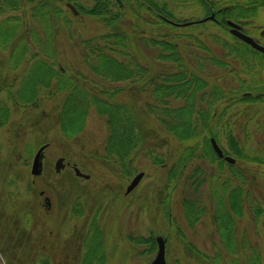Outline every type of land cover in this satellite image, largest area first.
<instances>
[{"label": "rangeland", "instance_id": "374dc122", "mask_svg": "<svg viewBox=\"0 0 264 264\" xmlns=\"http://www.w3.org/2000/svg\"><path fill=\"white\" fill-rule=\"evenodd\" d=\"M66 1L52 0V7L44 9L39 0H21L22 6L14 9L3 8V4L0 7V11H5L0 13V21L20 17L24 23V28L20 26L16 32L18 50L12 48L14 39L0 40V118L4 107L10 109L6 123L1 125L0 120V264H151L157 254V244L152 248L149 240L158 236L167 240L168 264H232L233 256L224 250L213 215L215 204L211 193L215 186L212 181L220 162L196 160L189 165L176 189L167 187V169L183 147L148 107L140 123L143 147L131 160L130 169L123 170L100 157L104 156L107 127L105 119L93 108L86 118L84 131L70 137L59 123L63 96L48 97L42 89V101L37 107L20 104V108L8 99L9 90L20 89L23 77L41 73L38 69L44 68L37 66L36 61L43 60L68 75L81 73L87 79L88 88L97 84L100 91L104 86L123 89L115 99L117 103L131 104V94L135 109L145 112V104L152 103L153 96L138 92L134 82H108L86 66L82 43L111 29L96 17L71 10ZM164 1L171 5L173 11H168L170 15L165 13L173 21L187 23L211 17L202 5L201 11H194L193 0ZM235 1L243 5V1ZM69 2L93 4V0ZM229 5L223 4L219 9ZM199 8L197 5L196 10ZM143 10L112 11L121 15L116 28L133 39L129 47L136 54V61L157 70L174 71L172 61L158 59L162 49L154 46L153 41L171 43L177 47L189 71L205 79L209 87H219L226 99L231 98L220 104L216 112L220 114L227 108L221 122L233 133L243 157L234 154L226 137L227 129L218 128V142L228 156L237 160L236 167L250 175L252 185L247 189L263 208V213L255 219L248 204L244 207V216L233 234L237 261L248 264L249 247L253 246L260 250L261 264H264V55L237 41L231 34L232 28L221 22L212 20L174 26V29L161 23L152 11ZM32 11H57V15L44 24ZM229 21L264 45V6L251 19ZM25 40L27 43H23ZM24 44L29 50L14 68ZM249 92L261 99L239 102ZM183 104V99H174L170 105ZM47 144L43 174L34 177L31 174L34 156ZM149 149L164 156L165 162L154 163ZM59 158H64L69 166L57 173L55 165ZM74 166L90 179L76 176ZM196 166L207 176L196 194L206 212L199 222L190 226L182 199L191 190L186 177ZM223 168L230 177L227 164ZM141 172L145 175L140 184L127 194L128 186ZM46 197L50 199V206ZM93 236L101 245L102 254H93L89 247Z\"/></svg>", "mask_w": 264, "mask_h": 264}, {"label": "trees", "instance_id": "16d2710c", "mask_svg": "<svg viewBox=\"0 0 264 264\" xmlns=\"http://www.w3.org/2000/svg\"><path fill=\"white\" fill-rule=\"evenodd\" d=\"M238 1H243V5L235 0H215L212 3V6L217 10L223 4H230L226 8L215 11L216 18L224 26L228 19L235 21L251 19L256 15L258 8L264 6V0ZM202 2L207 7L210 6V0H202ZM2 4L5 5L3 8L7 9L22 6L21 0H1L0 7ZM4 12L0 11V13ZM79 12L96 17L111 29L105 35L88 39L82 43L84 48L82 55L86 66L103 80L108 82H134L133 84L137 85L136 89L140 90L138 92L150 93L153 96L151 97L152 103L145 104V112L143 109L133 107L134 98L132 94L131 104L115 101L123 89L104 86L100 91L97 89V84H94V87L89 85L88 88L85 85L87 79L81 73L75 76L68 75L62 69H55L43 60L36 61L37 66L44 68L42 70L38 69L41 73L34 75L29 73L23 77L20 89L16 92L9 90L8 99L14 107L20 108V104L37 107V103L40 100L42 101L40 96L42 89L46 90L48 97L53 95L63 96L59 123L65 135L70 137L75 136V134L79 135L84 131L86 118L93 108L99 116L105 119L107 127V136L103 146L104 156L101 155L100 157H103L105 161L116 163L115 166L123 170L130 169L131 160L143 147L144 133H141L140 123H142V117L147 115L146 107H148L152 113L156 114L158 121L167 133L175 137L183 147V151L176 161L167 169V187L173 188V190L176 189L189 165L196 160L202 159L212 164L217 163V161L220 162L217 175L214 176L212 181V185L215 186L212 188L211 193V198L215 204L213 215L215 223L219 227L221 239L226 245V250L229 256H233L231 263L240 264L237 261L239 258L236 255L234 239L236 225L244 216L246 204L253 212L255 219H258L263 213V208L256 203V199L251 196L249 189L248 192L242 189L243 185H252L250 175L241 168H237L236 165L227 164L220 159L210 143L212 137L219 139V133L217 132L219 127L224 130L227 129L221 122L227 108L220 114L216 112L220 104L229 100L226 99V94L219 87H209L205 79L189 71L183 64L177 47L171 43L153 41L154 46L159 45L162 49L157 56L158 59L172 61L175 65L174 71L157 70L151 65L146 66L137 62L135 59L136 54L129 47L133 39L131 40L127 34L116 28V24L121 17L117 12L115 14L112 11ZM56 13L57 11H32V15L41 17L44 24L50 23L53 16L57 15ZM153 13L160 19L161 23L176 29V27L169 25L159 17V15H164L171 18L165 11H153ZM20 26L24 28V23L20 17H9L0 21V40L14 39L12 41L13 50L17 49L15 47V40L18 39L16 32ZM25 32H27L25 33L26 37L28 31ZM25 42L27 43L26 40L23 43ZM22 48L23 50L19 49L21 56L18 57L17 63L14 62V68L18 66L19 60H22L23 54L29 50L27 44H24ZM34 56L36 55L34 54L32 57ZM119 57L124 58V60ZM12 58H14V52ZM96 90L97 93H95ZM174 99H183L184 104L172 107L170 104ZM260 99L254 96L241 97L239 102ZM4 108L2 110L3 115L0 118L1 125L6 123L10 115L9 107ZM225 132L234 154L243 157L239 143L234 138L231 130L227 129ZM148 154L156 164L165 162L164 156H159L152 149L148 150ZM224 164H227L230 169V177L225 175ZM206 179L207 176L200 166H196L186 177L191 190H189L187 196L183 197L182 206L190 226H194L199 222L206 212L203 203L196 195L206 183ZM167 208L169 211L170 202L167 203ZM92 238L93 240L89 241V247L92 249L93 254H102L101 245L96 237L93 236ZM149 241L151 247L154 248L156 246L155 239L152 238ZM247 245L249 246L248 243ZM249 248L251 253L247 258L248 264H261L260 250L253 246Z\"/></svg>", "mask_w": 264, "mask_h": 264}, {"label": "flooded vegetation", "instance_id": "af4514ba", "mask_svg": "<svg viewBox=\"0 0 264 264\" xmlns=\"http://www.w3.org/2000/svg\"><path fill=\"white\" fill-rule=\"evenodd\" d=\"M39 2H40V5L42 6L43 9L46 6L52 7V4H53L52 0H48V1L47 0H39ZM213 2H214L213 0H210V6L207 7V5H205L202 2V0H193L192 9H194V11H201V5L204 6V8L207 9V11H210V15L215 14V20L214 21L217 24L218 23L220 24V21L216 18V12H215L218 10L212 6ZM66 5H67V7H69L73 11H142V9H144L145 11H152V13H153V11H166L167 14H169L168 11H173L169 7V6H171L170 3L169 2L167 3L164 0H163V2H159L157 0H93V4H91V5H89L88 3L82 4V5H80L76 2L70 3L69 0H67ZM197 5L200 6L199 10L198 9L196 10ZM159 17H161L163 20H165V18L171 20L170 18H167L164 15H159ZM196 21L197 20L194 19V20L185 21V22L188 23V22H196ZM228 21L229 20L226 21V24L228 23ZM178 23H181V22H178ZM193 25H196V24H193ZM239 30L240 31L243 30L242 27H240ZM241 32H243V31H241ZM237 41H240V40L237 39ZM44 161H45V156H44ZM223 161L226 162L225 159H223ZM227 163H229L230 165H237V160L234 163H230V162H227ZM67 166H69V163H66V166L64 169H66ZM248 187H249L248 184L243 185L242 189H244V191L248 192V189H247ZM231 189H233V188H231ZM43 194L44 193H41V195H43ZM50 205H51V202H49V206ZM218 229H219V227H218ZM219 232H220V230H219ZM222 243L224 244V250H226L225 243L223 241H222ZM246 247L248 248V245H246ZM226 252H227V250H226Z\"/></svg>", "mask_w": 264, "mask_h": 264}, {"label": "water", "instance_id": "95a60500", "mask_svg": "<svg viewBox=\"0 0 264 264\" xmlns=\"http://www.w3.org/2000/svg\"><path fill=\"white\" fill-rule=\"evenodd\" d=\"M210 19H214V15H212L211 17H208L206 19H203L201 22H205L208 21ZM174 24V23H172ZM193 23H186L183 25H179V24H174L177 26H189L192 25ZM229 24L232 26L231 29V33L236 36L238 39L242 40L243 42L247 43L248 45H250L253 49L257 50L260 53L264 54V45H261L260 43H258L254 38H252L251 36L246 35L245 33L241 32L238 29V26L232 22H229ZM246 97L249 96V94L244 95ZM211 145L213 147V150L215 151V153L219 156V157H224V159L227 162L230 163H234L235 159H233L232 157L229 156H224V152L222 150V148L219 146L218 142L216 141L215 138H211ZM48 145H44L42 146L38 152L36 153L35 157H34V161H33V165H32V174L34 176H40L43 173V159H44V150L47 148ZM65 168V164H64V158H60L57 162H56V171L58 173L61 172V170ZM75 173L77 176L85 178V179H89L90 176L89 175H85L83 174L77 167H75ZM145 173L141 172L138 175L135 176V178L132 180L131 184L128 186L127 188V194L131 193L141 182V180L143 179ZM46 201L49 203V199L46 198ZM156 242H157V246H158V250H157V254L155 259L152 261L151 264H168L167 263V240L163 237V236H158L156 237Z\"/></svg>", "mask_w": 264, "mask_h": 264}]
</instances>
